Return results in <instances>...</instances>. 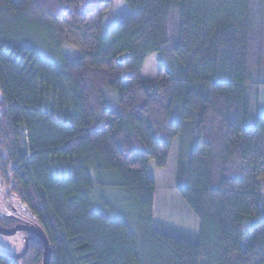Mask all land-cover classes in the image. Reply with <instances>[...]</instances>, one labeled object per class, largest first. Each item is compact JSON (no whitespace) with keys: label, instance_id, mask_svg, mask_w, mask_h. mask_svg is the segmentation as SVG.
I'll return each mask as SVG.
<instances>
[{"label":"trees","instance_id":"1","mask_svg":"<svg viewBox=\"0 0 264 264\" xmlns=\"http://www.w3.org/2000/svg\"><path fill=\"white\" fill-rule=\"evenodd\" d=\"M122 1L0 0V191L49 264H264V0ZM24 234L0 264H42Z\"/></svg>","mask_w":264,"mask_h":264},{"label":"rangeland","instance_id":"2","mask_svg":"<svg viewBox=\"0 0 264 264\" xmlns=\"http://www.w3.org/2000/svg\"><path fill=\"white\" fill-rule=\"evenodd\" d=\"M16 4L23 2L24 0H13ZM112 4L111 11L104 15L101 21V32L105 33L110 30L113 26H115L120 20H122L128 13L127 7L124 5L122 0H110ZM28 42L30 41V46L35 49V51L47 57L48 54H51L50 51H47L45 48L48 47L46 44V39L42 32L31 29L29 32H25V37ZM50 47H52L50 45ZM60 52L62 56L69 59L70 61H75L79 58V52L74 48L62 47L60 48ZM48 58V57H47ZM49 59V58H48ZM157 74V55L149 56L143 65L141 76L144 80H154ZM107 94V103L106 107L108 109H114L117 105V95L115 91H106ZM259 116L264 117V87L260 88L259 92ZM92 173V180L93 178ZM104 178V179H103ZM101 178L100 182L107 181V177ZM97 181V178H95ZM99 182V183H100ZM109 182V181H108ZM107 184H104V195L109 199L115 200L117 206H121L126 201V193L118 188L107 187ZM258 188L259 195L261 200V210L264 212V178L258 180ZM101 186L97 188L100 189ZM22 211L20 210V206L18 202L13 197H8L6 192L0 191V226L6 230H9L17 225H29V221L24 219L23 217L18 216ZM27 236L23 232H18L13 236L6 237L0 235V251L12 256H19L25 250V240ZM242 244L245 243L242 241Z\"/></svg>","mask_w":264,"mask_h":264},{"label":"water","instance_id":"3","mask_svg":"<svg viewBox=\"0 0 264 264\" xmlns=\"http://www.w3.org/2000/svg\"><path fill=\"white\" fill-rule=\"evenodd\" d=\"M18 232H23L35 237L42 247V264H49V246L44 234L34 226L17 225L6 230L0 226V235L10 237Z\"/></svg>","mask_w":264,"mask_h":264}]
</instances>
